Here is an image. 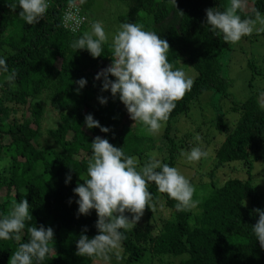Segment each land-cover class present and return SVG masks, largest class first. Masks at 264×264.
Returning <instances> with one entry per match:
<instances>
[{
    "label": "trees",
    "instance_id": "obj_1",
    "mask_svg": "<svg viewBox=\"0 0 264 264\" xmlns=\"http://www.w3.org/2000/svg\"><path fill=\"white\" fill-rule=\"evenodd\" d=\"M102 1L48 0L41 21L27 25L18 16L20 9L10 8L16 0H0V56L9 72L15 70L11 83L0 72V214L9 213L13 200L27 199L31 216L20 241L0 240V264H8L19 243L27 242L28 227L40 225L54 230L49 242L52 252L41 264H101L107 259L75 254L82 232L90 238L97 234L95 210L77 216L78 197L72 191L83 183L80 176L86 177L91 142L97 136L135 156L140 166L148 154L156 153L182 175L187 172L184 176L198 201L191 210L176 211V201L159 193L154 183L148 184L154 211L146 206L136 224L121 229L119 248L106 253L116 262L107 264H153L154 260L164 264L166 259L169 264H264V250L251 231L258 220L254 210H264V191L257 193L251 173L257 168L264 175V109L257 102L264 92V26L262 32L246 36L256 44L262 39L263 50L246 65L251 75L249 93L240 100L231 92L234 80L224 70L234 43H224L205 25V10L223 11L230 0H176V4L128 0L129 10L117 22L139 23L166 39V58L172 67H190L195 71L190 70L191 76L196 73L191 90L175 102L162 127L148 134L142 124L129 118L118 95L102 90L103 77L95 79L112 63L111 43L105 42L96 58L86 49L76 51L70 46L103 13ZM71 13H77L79 26L68 18ZM257 13L264 19V0H243L238 10L241 19L256 20ZM82 77L87 83L77 92L75 81ZM109 79L115 77L109 75ZM217 96L231 103L229 110L235 117L211 109L220 107L214 100ZM99 97L107 102L101 104ZM45 107L60 114L56 127L46 130L41 124ZM207 107L214 113L210 120ZM86 114H92L109 132L85 127ZM180 120H190L189 129H179ZM42 138L51 142L44 144ZM198 145L207 152L206 157L195 163L181 156V150L187 152ZM209 163L210 181L201 178L197 184L195 173L203 176ZM67 174L71 180L66 184ZM244 200L246 206L241 205ZM125 215L131 218L132 214Z\"/></svg>",
    "mask_w": 264,
    "mask_h": 264
},
{
    "label": "clouds",
    "instance_id": "obj_2",
    "mask_svg": "<svg viewBox=\"0 0 264 264\" xmlns=\"http://www.w3.org/2000/svg\"><path fill=\"white\" fill-rule=\"evenodd\" d=\"M170 2L176 4V0ZM242 3L243 0H230L229 6L223 11L206 9L205 25L208 31L215 37H222L224 43L233 44L251 34L257 20L264 25L259 13L256 14V20L241 19L238 10L242 9ZM17 7L20 9L18 16L27 25H33L44 17L48 0H16L10 6L13 11ZM106 40L102 24L96 21L91 24L90 31L84 32L70 46L76 51L86 49L96 58L101 56L102 45ZM111 49L112 63L98 72L95 79L103 77L102 90L110 91L113 97L118 95L134 124L140 123L148 134H155L175 108V102L191 90L192 79L168 62L167 40L144 30L139 23H121L112 34ZM0 72L6 73L4 79L9 83L14 81L15 70L9 72L3 56H0ZM109 75L115 79H109ZM75 83L78 85L76 91L79 92L87 81L82 77ZM98 99L101 104L107 102L105 97ZM257 102L264 109V92L259 94ZM84 126L88 129L99 128L104 133L110 130L100 125L92 114L85 115ZM199 139V136L195 137V140ZM180 154L189 162L207 156V152L199 145L187 152L181 150ZM80 179L83 183H77L72 190L78 197L75 200L78 205L77 216L88 215L91 210H95L97 215V234L90 238L82 232L76 241L75 254L80 257H98L119 248L123 239L121 229L136 224L146 206L154 211L148 184L154 183L159 193H165L169 199L176 201V211L191 210L198 203L193 199L194 188L189 180L176 167L158 159L156 153L148 154L146 162L140 166L135 156L126 155L122 147H116L100 136L91 142L86 177L80 176ZM70 180L71 175L67 174L65 183ZM241 205L246 206V201ZM126 212L132 214L131 218L125 215ZM254 214L258 220L251 226V231L264 250V210L257 208ZM29 220L31 216L27 199L19 202L13 200L9 213L0 214V240L20 241L21 231ZM27 231V242L19 243L8 264H41L46 255L51 254L49 242L54 238L52 227L30 226Z\"/></svg>",
    "mask_w": 264,
    "mask_h": 264
},
{
    "label": "rangeland",
    "instance_id": "obj_3",
    "mask_svg": "<svg viewBox=\"0 0 264 264\" xmlns=\"http://www.w3.org/2000/svg\"><path fill=\"white\" fill-rule=\"evenodd\" d=\"M103 13L99 14L96 17V21L98 20L108 36L106 42L111 43V37L112 34L116 32V30L119 28V25L121 23L117 22V17L126 14L129 10V6L127 5L128 0H126L125 3L120 2L118 0H103ZM99 11V9H98ZM132 23V22H131ZM262 24H255L253 27V31L251 34H254L255 32H262L263 30ZM259 29V31L257 30ZM251 42V43H250ZM246 39V36H243L238 42L234 43V51L231 53L229 57H226L227 59L225 60L224 64V70L226 73H228V76L231 77L234 80V87L231 90V92L240 100L246 99L247 95L249 93V87L247 86L248 79L250 78V72L248 68L246 69V65L248 61L252 58H254L255 53L258 54L262 52V47H260L263 44L262 39L259 41V44H256V42H252ZM258 50V52H256ZM181 70L184 71L186 74V77H190L192 80L194 79L195 75L191 76L190 70L194 73L195 71L188 67V69L182 68ZM246 70V71H245ZM264 82V80H262ZM206 95V94H205ZM204 95V96H205ZM203 96V97H204ZM201 98V100L203 99ZM216 104H219L220 107H211L212 110H218V111H223L226 112V117H235V114L232 113L229 108L231 107V103L228 100H220L219 96H217L215 99ZM205 102L206 99H203ZM208 101V99H207ZM224 105L226 106V109L224 108ZM207 111L205 112L206 118L208 120L212 119L214 117V113L210 110V107H207ZM29 116V113L27 114ZM60 114L57 110H55L52 107H45L44 114H43V119H42V129L46 130L49 128H54L56 127V123L59 120ZM206 119V120H207ZM201 119H199L200 121ZM187 122H190V120H180L178 122V127L179 129H189ZM186 131V130H185ZM183 131V132H185ZM42 142L45 144L50 143L51 140L48 138H42ZM46 143V144H47ZM197 161H195L196 163ZM211 165L210 163L203 168V176L199 175L198 176V171L195 173V177H193L194 181L199 184L201 178L210 181L209 176L207 175L208 172L210 171ZM189 174L192 175V171L188 172ZM253 176L254 183L256 185L257 193H261L264 191V175L261 174V172L257 169L254 168L253 171L251 172ZM184 175H187V172H185ZM245 177V176H244ZM102 257L106 260L103 261L101 264H107L111 262H116V259L111 258L110 255H107L106 253L102 255ZM173 261L178 263L177 258H172ZM164 264H169L170 260L166 259L163 262ZM97 264V263H95ZM153 264H160L157 260L153 261Z\"/></svg>",
    "mask_w": 264,
    "mask_h": 264
},
{
    "label": "built area",
    "instance_id": "obj_4",
    "mask_svg": "<svg viewBox=\"0 0 264 264\" xmlns=\"http://www.w3.org/2000/svg\"><path fill=\"white\" fill-rule=\"evenodd\" d=\"M76 15H77V13H71V14H69L68 15V18L70 19V20H72V21H76L75 22V25L76 26H79L78 25V21H77V19H76ZM83 21V19L81 20V22ZM81 24V23H80ZM79 29V28H78Z\"/></svg>",
    "mask_w": 264,
    "mask_h": 264
}]
</instances>
